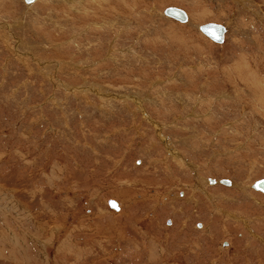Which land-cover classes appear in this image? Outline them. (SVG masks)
I'll return each instance as SVG.
<instances>
[{
    "label": "rangeland",
    "instance_id": "rangeland-1",
    "mask_svg": "<svg viewBox=\"0 0 264 264\" xmlns=\"http://www.w3.org/2000/svg\"><path fill=\"white\" fill-rule=\"evenodd\" d=\"M2 24L0 264H264V0H0Z\"/></svg>",
    "mask_w": 264,
    "mask_h": 264
},
{
    "label": "water",
    "instance_id": "water-1",
    "mask_svg": "<svg viewBox=\"0 0 264 264\" xmlns=\"http://www.w3.org/2000/svg\"><path fill=\"white\" fill-rule=\"evenodd\" d=\"M25 1L30 2L32 0H25ZM164 14L167 15L168 17H172L179 21H186L187 19V15L184 12V10L177 8L175 6L166 7V9L164 10ZM199 27L200 30L204 34H206L209 38H211L213 41L222 42L224 40V32H226L224 26L215 23H207V24H202ZM253 187L264 191V178L256 179L253 182ZM108 203L114 206L115 201L109 199Z\"/></svg>",
    "mask_w": 264,
    "mask_h": 264
},
{
    "label": "bare ground",
    "instance_id": "bare-ground-1",
    "mask_svg": "<svg viewBox=\"0 0 264 264\" xmlns=\"http://www.w3.org/2000/svg\"><path fill=\"white\" fill-rule=\"evenodd\" d=\"M24 1V3L27 5V7H31L32 5H33V3L35 2V1H37V0H32V1H30V2H27V1H25V0H23ZM144 1V0H143ZM114 8V7H113ZM178 8V7H177ZM181 9V8H180ZM183 10V9H182ZM184 12L186 13V11L184 10ZM186 15H187V19H186V21H181V22H188L189 21V15L186 13ZM97 23V22H96ZM210 23H215V22H210ZM207 24V23H206ZM215 24H219V25H222V26H224L225 27V31L227 30V27L225 26V25H223V24H221V23H215ZM126 25H127V22H126ZM125 25V26H126ZM3 26V24L2 25H0V27H2ZM5 27H6V25H4ZM225 36H226V34H225V32H224V38H225ZM218 43H221V42H218ZM136 52V51H135ZM67 64V63H66ZM72 70V69H71ZM63 85L64 86H66V87H69V86H67V84L65 85V83H63ZM68 89H71V90H73V87H69ZM76 89V88H75ZM74 89V90H75ZM79 91V90H78ZM105 94V93H104ZM136 104V103H135ZM144 107V106H143ZM140 110V109H139ZM145 114V113H144ZM146 117H148V119H150L151 121H153L152 120V118L148 115V113H147V116ZM153 122H155V121H153ZM156 124V123H155ZM157 125H159V124H157ZM161 126V125H160ZM160 126H158V127H160ZM162 127V126H161ZM159 130V129H158ZM162 133V132H161ZM161 135V134H160ZM163 135V134H162ZM161 137V136H160ZM166 139V138H165ZM170 144V143H169ZM264 178V177H263ZM208 179V183H211V184H225L226 186H231V185H233L234 184V182H233V180H230V179H228V178H221V179H215V178H207ZM222 180V181H221ZM252 187H253V185H252ZM254 188V187H253ZM255 190H258V191H261V192H263L264 193V191H262V190H260V189H257V188H254ZM112 200H114L115 201V203H114V206L113 205H110L111 206V208L112 209H114V210H120V206H119V203H118V201H116L115 199H112Z\"/></svg>",
    "mask_w": 264,
    "mask_h": 264
},
{
    "label": "crops",
    "instance_id": "crops-1",
    "mask_svg": "<svg viewBox=\"0 0 264 264\" xmlns=\"http://www.w3.org/2000/svg\"><path fill=\"white\" fill-rule=\"evenodd\" d=\"M5 200H7V199H5ZM1 201H2V200H1ZM1 201H0V202H1ZM16 207H17V206H16ZM17 208H18V207H17ZM14 209H15V208H14ZM15 210H16V209H15ZM22 210H23V209H22ZM6 213H7V212H6ZM2 221H3V220H2Z\"/></svg>",
    "mask_w": 264,
    "mask_h": 264
}]
</instances>
